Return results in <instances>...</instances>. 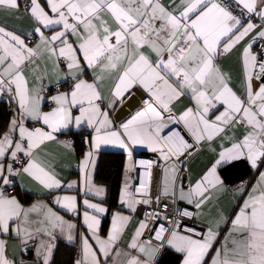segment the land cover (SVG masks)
<instances>
[{
    "label": "snow or ice",
    "instance_id": "snow-or-ice-1",
    "mask_svg": "<svg viewBox=\"0 0 264 264\" xmlns=\"http://www.w3.org/2000/svg\"><path fill=\"white\" fill-rule=\"evenodd\" d=\"M22 4L36 22L32 32L18 35L0 27V99L7 96L4 102L12 112L8 130L0 133V235L20 240L21 255L33 250L29 242L49 226L73 239L74 225L52 207L39 202L25 207L9 189L24 174L48 191L60 189L61 181L38 153L56 139L55 133L86 126L94 133L80 165L86 191H93L89 169L102 145L127 150L129 158L133 146H143L164 166L154 197L153 170L161 167L154 161H139L144 169L139 186L126 182L122 190L121 205L132 212L139 204L156 205L128 244L138 255L117 247L130 217L114 214L102 238L98 216L106 209L85 199L95 215L83 212L89 235L81 237L82 258L75 264H100L101 257L108 264L110 256L113 264H157L165 247L181 253L183 264H264V0H0V9L17 12ZM242 41L237 90L217 60ZM88 75L91 79L83 78ZM106 81H111L108 97L103 95ZM134 87L148 94L143 108L114 123L110 113ZM185 96L190 106L177 114L173 108ZM29 121L41 126L29 128ZM237 128L244 130L239 136ZM218 139L228 146L222 144L212 167L185 186L178 165L202 142ZM241 159L259 172L256 184L250 191L244 184L236 189L242 203L231 218L217 213L199 227L203 208L223 187L218 169ZM103 193L94 189L96 196ZM179 201L192 207L176 206ZM53 203L76 211L75 196H57ZM221 223L230 228L216 247ZM145 231L151 235L142 238ZM7 248L0 239V264H25L9 259ZM35 252L49 264L50 244L41 240Z\"/></svg>",
    "mask_w": 264,
    "mask_h": 264
},
{
    "label": "crops",
    "instance_id": "crops-1",
    "mask_svg": "<svg viewBox=\"0 0 264 264\" xmlns=\"http://www.w3.org/2000/svg\"><path fill=\"white\" fill-rule=\"evenodd\" d=\"M26 2V0H24ZM44 0H41L43 4ZM169 0H165L167 4ZM36 26V22L25 13L23 4L19 11L9 12L8 10L0 9V27H5L7 31H14L16 34L20 35L23 33L32 32L33 28ZM46 34H50L48 30H45ZM34 39L36 37L34 36ZM243 41L240 46H237L232 52L220 56L217 60V63L222 67V69L231 76L232 86L240 90L241 89V64H240V52L243 46ZM31 46H34L32 44ZM49 72L51 71V66L49 65ZM63 65H61L60 75H63ZM85 79H91V76L83 77ZM67 87V86H65ZM111 87V81H106L103 88V95L108 97L109 89ZM139 88L145 95L141 99V103L138 108L131 111L126 116L117 119L116 114L127 101L130 96L134 94V89ZM148 94L142 87H134L129 94L126 95V98L122 105L118 104L116 110L110 113V119L114 123L118 124L126 121L135 114L136 111H139L143 108L145 100H147ZM7 100V96L2 98ZM184 106H190L188 97L185 96L181 99L179 103L175 105L173 111L177 114L179 111L183 110ZM43 110L48 111L49 105L44 104ZM12 117V112H11ZM10 117V121H11ZM10 121L7 125L5 131L8 130ZM41 125L35 124L31 121L27 122V127H39ZM85 129V132L88 134V139L91 138L94 133L91 129L86 126H81L76 128L74 125H71L69 129L61 130L60 132L55 133L56 139L54 141L47 142L43 147L42 151L38 153V158L45 161L56 173L57 178L61 181V188L58 190L48 191L43 188L37 181L32 177L24 174L19 177L14 178L15 180V189L10 192L11 195H14L22 205L28 207L32 204L43 203L49 207H52L53 211L57 213L64 221L74 225L71 230L72 240L67 238L68 232H60L59 229H52L50 226L46 228L45 233L38 238L35 242L30 241L29 247L33 250L29 253L21 255V242L16 239L14 236L0 235V239L6 241L7 255L9 259H23L25 264H42V260L36 256L35 248L43 240L45 243L51 245V253L49 258V264H55V253L58 248L59 243L63 242L68 245L76 247L75 256L73 264L75 261L82 258V235H89L85 225L83 212L88 211L90 215H95V213L86 208L83 204V201L87 199L90 203L100 204L106 209L104 214H100L98 218L101 221L100 225V236L106 237L108 230L110 229L112 217L116 213H120L125 216L130 217V221L127 224L120 241L118 242V249L123 253H128L130 256H137L138 253L134 250L128 248V244L131 243L133 234L136 231V228L139 225V222L145 220V208L146 205L139 204L136 206L135 212L128 210L125 206L121 205V195L122 190L126 182L130 183L132 186L138 179L139 168L136 166L137 156L143 154L147 149L143 146H133L132 156L129 158L127 150L121 149L115 145H102L101 148L94 152L93 160L94 165L90 166L89 172L91 175V186L93 191H86L88 185L84 183L83 173L80 170L81 161L84 160L85 154L90 150L89 145L83 155L79 156L76 151V144L74 133L79 132ZM47 130V129H45ZM4 131V132H5ZM244 130L242 128H237L234 130V134L239 136ZM233 132L230 131L228 135H232ZM225 147L228 146L226 140H216L211 145L201 146L199 145L198 149L193 153L190 158L186 159V166L191 183L199 180L205 172L212 167L215 159L218 158V153L222 150L221 145ZM103 151H117L125 154V164L122 173V182L121 189L118 199V205L116 207L110 206L108 203L109 188L108 185L101 183L97 180V173L99 169L100 157ZM234 164V165H233ZM15 168V164L13 165ZM179 167V165H178ZM180 168V167H179ZM260 171H264V168H261ZM218 174L220 179L223 181V187L217 188L212 193L211 203L207 204L202 211L200 218L209 221L217 216V213H222L224 217L231 218L232 213L235 209V206L239 203H242V198L240 192L236 189L242 184L247 185V191H250L252 186L256 184L259 179V172L253 170L249 163L246 160H237L233 161L231 164L226 165L218 169ZM69 184L73 186L68 187ZM95 188H103L104 193L102 196H96L94 194ZM57 196H75L76 197V211L70 212L65 209L55 205L54 199ZM137 199H139L137 197ZM181 204H186L185 201H179ZM190 206V205H189ZM230 225L221 223L219 228L220 237L216 247H219L220 244L224 242V239L228 236ZM51 233L49 236L47 233ZM148 237L144 233V237ZM95 247V245H93ZM172 250L180 255L178 264H183V255L175 251L171 247H165L157 256V264H164L163 256L165 252ZM100 256L99 253H97ZM114 255V253H113ZM119 259L126 261V257H120ZM140 259H145L144 256H140ZM100 264H104L103 257L100 258ZM108 264H113L112 256L108 259Z\"/></svg>",
    "mask_w": 264,
    "mask_h": 264
},
{
    "label": "trees",
    "instance_id": "trees-1",
    "mask_svg": "<svg viewBox=\"0 0 264 264\" xmlns=\"http://www.w3.org/2000/svg\"><path fill=\"white\" fill-rule=\"evenodd\" d=\"M0 99V133H3L10 121L11 110L9 105ZM76 151L83 155L88 148V134L85 129L74 134ZM125 164V154L117 151H103L100 157L97 180L108 185V203L112 207L118 205L121 189L122 173ZM76 247L66 243H59L55 253V264H73Z\"/></svg>",
    "mask_w": 264,
    "mask_h": 264
},
{
    "label": "built area",
    "instance_id": "built-area-1",
    "mask_svg": "<svg viewBox=\"0 0 264 264\" xmlns=\"http://www.w3.org/2000/svg\"><path fill=\"white\" fill-rule=\"evenodd\" d=\"M33 39H34V36H33ZM52 94V93H50ZM207 145V142H202L201 143V146H206ZM182 160L185 159V158H181ZM141 160H144V161H154V162H157L161 165L160 168L158 169H154L153 170V175H154V179H153V186H152V196L154 197L156 195V181L157 179H162V175H160L162 173V168H163V161L161 160H158V154L157 153H153L151 152L150 150H146L143 154L137 156L136 158V166L139 168V174H138V177H140L144 171V169L139 165V161ZM20 165L19 164H15V168H18ZM182 173L184 175H186V180L184 181L185 183V186H187L190 182V178H189V174H188V170H187V166H186V162L182 165H179ZM139 186V180L137 179V181L134 183V185L132 186L133 188L135 187H138ZM15 188L12 187L9 189V192H12ZM140 198V197H138ZM170 203V202H169ZM176 206H180V207H188V208H191L192 206H189V205H185V204H181L180 202H178V204ZM156 205L155 204H152V205H146V208H145V214L148 213L151 209H155ZM207 221L198 217L196 223L199 227H203L204 223H206ZM149 227H154V225L152 224H149ZM145 234L147 236L151 235V233H149L148 231H145Z\"/></svg>",
    "mask_w": 264,
    "mask_h": 264
},
{
    "label": "water",
    "instance_id": "water-1",
    "mask_svg": "<svg viewBox=\"0 0 264 264\" xmlns=\"http://www.w3.org/2000/svg\"><path fill=\"white\" fill-rule=\"evenodd\" d=\"M143 97H145L144 93L139 88H135L134 94L127 99V101L123 104L121 108H119L116 114V118H122L134 109L138 108ZM179 259L180 255L172 250L165 252L163 256L164 264H178Z\"/></svg>",
    "mask_w": 264,
    "mask_h": 264
}]
</instances>
